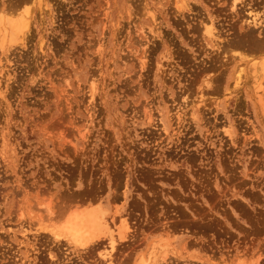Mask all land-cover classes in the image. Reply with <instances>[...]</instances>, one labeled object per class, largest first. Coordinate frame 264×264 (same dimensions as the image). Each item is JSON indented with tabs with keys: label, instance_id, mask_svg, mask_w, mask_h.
<instances>
[{
	"label": "rangeland",
	"instance_id": "obj_1",
	"mask_svg": "<svg viewBox=\"0 0 264 264\" xmlns=\"http://www.w3.org/2000/svg\"><path fill=\"white\" fill-rule=\"evenodd\" d=\"M0 8L32 16L0 52V264H264V0ZM86 208L127 232L110 261L44 228Z\"/></svg>",
	"mask_w": 264,
	"mask_h": 264
},
{
	"label": "bare ground",
	"instance_id": "obj_2",
	"mask_svg": "<svg viewBox=\"0 0 264 264\" xmlns=\"http://www.w3.org/2000/svg\"><path fill=\"white\" fill-rule=\"evenodd\" d=\"M183 1H185V0H182V2ZM234 3H235V1H232V3H231V8L232 9H234V7H235ZM184 4H186V3L184 2ZM23 10H24V8H23ZM148 11L149 10H147V12ZM7 12H8V10H7ZM5 13L6 12L3 10V8H0V48H1L0 52H2L3 49H4V52L7 49L9 50V48L6 49V46H7L8 42H10V43L11 42H17V41H20V40L24 39L23 36L25 34V30L28 31L27 28L29 27L28 26L29 25V20L28 19H30L32 17L31 16L29 18L30 14H29L28 10L24 11L23 13L21 11L22 14H19L18 16H15L14 13L11 14V15H14V16H10V15L8 16ZM249 13H251V12H249ZM250 15H252V14H250ZM256 20L257 19L255 18V16L253 17V20L251 19V21H253L254 23L256 22ZM208 25H209L208 22H207V24H206V22L204 23V31L207 32L209 35L208 34H204V35L210 36L211 30L209 28H211V27H208ZM212 39L213 38L211 37V40ZM214 44L215 43H213V45ZM8 46L10 47V44ZM142 57H144V56H142ZM246 57H248V56H246ZM250 57L251 58H250L249 62H251L252 71H251V77H250L251 78V81H250L251 83L249 85H251L250 89L252 90V95H254L253 97L260 104L259 108L261 109V113L263 114V118H264V46H261L259 55L250 56ZM0 64H2V62ZM1 67H5V66H1ZM2 71H4V70H2ZM241 71H242L241 68L237 69V71H236L237 75L235 76V79H234L235 82L233 80V83H234V85H236V87H237V85H239L240 81L242 80L241 77H243V76L240 75ZM244 82L246 83V81H244ZM209 84L210 83L208 82L207 85H209ZM234 85L232 84V86H234ZM240 85H241V83H240ZM236 87H235V89H236ZM0 92H1V90H0ZM101 215H102L101 213L99 215L98 210H94L93 208H86L84 210H76L75 209V210H71L70 212H68L58 224L54 223L51 226H47V227H44V228L47 231H49L55 238L64 239L68 243H70L71 245L76 246V247H81L83 249H87L90 246H94L97 243V240L101 236H107V245L105 247L103 246L104 248H102V252H100V251L99 252H100V255L103 258H106V261H110V259L112 257L111 253L115 250V248H116V246L118 244L117 240L121 241V240H124L125 238H127V236H126L127 232H124V231H122L120 229L121 230L120 232H124L126 234L124 235V233L122 234V233L119 232V233H116V235L118 237L117 236L114 237L113 233H112L113 230H111L108 227V225L106 224V221L103 219V217ZM127 228L125 227L126 231H127ZM155 246L156 245H154L152 248L154 249ZM158 251L160 253L161 252L163 253V250L160 251L158 249ZM154 252L155 251H153V250L151 251L150 250L149 254H146V255H148L147 258L148 259H155L156 254L159 255V252L158 253L155 252L156 254ZM162 253H161V255H162ZM164 255H166V254H164ZM163 256H161V258ZM161 260L159 262H161ZM138 261H140V263L137 262V260H136L137 263L142 264L143 259L139 258ZM146 261L147 260H144V262H146ZM153 263H155V261Z\"/></svg>",
	"mask_w": 264,
	"mask_h": 264
}]
</instances>
